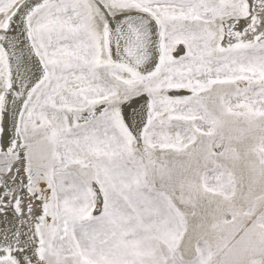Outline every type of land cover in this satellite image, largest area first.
Segmentation results:
<instances>
[{
  "label": "snow or ice",
  "instance_id": "6c2138e0",
  "mask_svg": "<svg viewBox=\"0 0 264 264\" xmlns=\"http://www.w3.org/2000/svg\"><path fill=\"white\" fill-rule=\"evenodd\" d=\"M0 264H264V0H0Z\"/></svg>",
  "mask_w": 264,
  "mask_h": 264
}]
</instances>
